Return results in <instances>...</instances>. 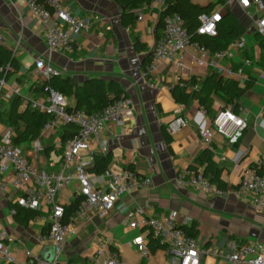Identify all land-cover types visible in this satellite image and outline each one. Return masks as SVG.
I'll return each mask as SVG.
<instances>
[{"label":"crops","instance_id":"0c3cea01","mask_svg":"<svg viewBox=\"0 0 264 264\" xmlns=\"http://www.w3.org/2000/svg\"><path fill=\"white\" fill-rule=\"evenodd\" d=\"M193 2L202 7L214 2L212 11L220 9L223 15L230 8L246 27L243 34L246 46L232 59L222 63L239 67L243 66L244 59L251 60V64L244 67V76L232 78L240 86L252 81L241 98L249 125L233 141L215 132L210 146L203 144L201 132L211 125L212 117L202 111L198 101L178 102L172 90L178 85L177 76L186 80L196 77L201 81L210 69L198 67L194 55L188 52L185 53L188 65L185 70L179 69L175 63L159 61L155 72L148 78L145 75L144 63L149 57L152 59L159 36V7L150 3L138 6L134 23L126 26L122 19L125 7L122 8L115 0H64L74 15L91 18L93 26L89 31L74 36L73 52L59 53L49 50L46 26L31 13L24 0H0L1 44L13 51L20 64L19 72L5 79L7 96L2 98V109L8 107L9 100L15 95H22L25 100L43 95L33 87L35 83L41 85L44 80L36 69L38 57L50 61L73 88L92 78L117 79L132 99L135 114L126 120L123 127L109 124L105 129L103 138L108 143L107 153L111 154L109 166L116 171L131 168L153 181L149 187H138L123 195L107 216L80 220L76 233L67 237L60 264H102L94 259L101 244L122 264H170L160 243L156 242V248H151L149 231L133 228L127 220V213L137 206L145 207L148 215L178 211L180 224L191 227L194 237L204 246L212 244L230 251L233 241L264 243V207L255 206L250 195L238 197L235 194L245 168L264 166V49L254 27L258 13L253 7L249 10L250 16L245 14L237 1L231 5H226L227 0ZM66 99L72 108L77 106L73 94ZM225 105L220 95L215 96V110ZM179 114L188 119V124L179 132L170 134L168 122ZM3 127L7 126L0 122V128ZM61 135L62 127L48 133L43 127L39 138L43 148L38 157L40 169L51 172L60 168L62 149L58 145L60 141L64 142ZM34 141L20 145L28 157L34 151ZM90 147L94 154L100 153L95 142ZM207 148L211 149L214 161L222 169V178L227 182L226 195L216 190L183 188L176 183V178L184 172H188L187 175L195 172L189 169L191 165H197V169L203 171L204 165L196 160ZM3 177L0 174V180ZM99 186L104 187L105 184ZM79 192L80 183L73 179L60 191L58 198L67 205ZM18 194L11 189L5 196L0 195L2 227L13 241L14 264L27 262L25 249L31 250L33 255L52 259L55 253L53 242L40 244L37 241L38 235L48 228L40 218L41 212L35 211L36 216L27 224L15 219L14 205L17 203L14 200ZM140 234L148 239L151 251L148 258H143L132 243ZM202 264L229 263L207 255L202 258Z\"/></svg>","mask_w":264,"mask_h":264},{"label":"built area","instance_id":"2783aa9c","mask_svg":"<svg viewBox=\"0 0 264 264\" xmlns=\"http://www.w3.org/2000/svg\"><path fill=\"white\" fill-rule=\"evenodd\" d=\"M31 13L37 20L46 26V43L51 52L68 53L75 50L74 36L89 31L93 20L88 17H79L65 5L64 0H24ZM235 1L239 3L245 14L256 8V32L264 36V0H227L226 5ZM165 0H152L150 5L164 8ZM250 16V15H249ZM139 19L142 18L139 13ZM223 18L220 9L199 16L200 26L198 34L216 35L217 24ZM3 38L0 36V43ZM247 44L245 36L232 41L227 49L212 52L206 45L196 40L185 28L183 18L179 13H169L164 17V28L157 37L156 45L152 52V59L148 64L145 75H152L157 69V62L167 61L175 63L182 71L185 70L187 60L185 53L190 52L196 65L208 68L227 78L244 76V67L251 64L250 59H244L243 66L234 67L223 64L222 61L232 59L235 53L242 50ZM36 69L45 80L59 76V70L42 57L36 59ZM1 71L4 68L0 69ZM184 78L177 76L178 84H184ZM5 78L0 77V97H6ZM195 85L193 89L197 88ZM28 104L32 109L49 115V120L44 125V132L62 127L67 123H74L79 127V132L64 142H59L62 149L61 166L56 171H46L39 168V152L43 149L39 139L33 142L34 151L30 157L23 148L13 142L15 131L9 127L0 128V195L5 196L9 190L18 194L14 200L17 205L36 212H41L40 218L48 228L37 237L40 244L52 241L55 247L54 257L46 259L33 255L31 250L25 249L27 262L22 264H60L67 237L76 233L77 224L82 219L107 216L116 206V202L126 194H130L138 187H149L152 178L124 168L120 171L110 166L99 176L91 174L89 167L94 162V153L90 145L95 142L100 153L108 152V143L103 138V133L109 124L123 127L128 118L135 114L131 98L123 96L103 107L96 113H86L68 107V100L51 84L44 87L43 95L30 99ZM202 108V107H201ZM204 113H207L202 108ZM264 123V121H262ZM188 124V119L182 114L177 115L168 122L167 130L170 134L179 132ZM248 115L241 107L239 112L232 108L219 109L209 127L201 132V140L205 146H210L215 132L224 135L233 141L248 127ZM184 172L176 178V183L183 188H201L216 190L227 194L225 189H219L204 176L202 170L187 175ZM73 179L80 183L81 196L76 210L67 214L66 205L59 200L60 191ZM105 184L104 187L99 185ZM238 197L250 195L257 207H264V173L247 167L244 169L241 180L235 189ZM131 227L147 229L149 234L165 245V251L170 264H202L204 256L228 261L229 264H264V243L250 241L239 243L233 241L231 250L224 247L208 245L196 237L188 234L180 224L179 213L171 210L166 214L148 215L145 207L137 206L126 215ZM188 222V220H187ZM12 239L2 227L0 212V264H14L16 259L12 252ZM132 243L141 252L143 258L151 254L148 239L144 234L135 237ZM94 259L102 264H122L116 255L107 252L101 244L95 253Z\"/></svg>","mask_w":264,"mask_h":264},{"label":"trees","instance_id":"16d2710c","mask_svg":"<svg viewBox=\"0 0 264 264\" xmlns=\"http://www.w3.org/2000/svg\"><path fill=\"white\" fill-rule=\"evenodd\" d=\"M119 5L125 7L123 13V22L129 26L135 21V9L145 3H150L152 0H115ZM215 3H209L207 7H202L193 2V0H165L164 8L160 12L158 20L157 35H161L164 28V17L169 13H179L183 18V23L188 32L196 40L206 45L212 52L223 51L227 49L229 44L243 36L246 27L239 19V17L229 8L226 14L223 15L221 21L217 24V34L205 35L198 34L200 26L199 16L203 13H211ZM261 47L264 49V36L259 32L256 33ZM138 46L139 43L137 42ZM152 57V54H151ZM151 58L147 59L144 63L146 70ZM0 77L7 79L10 75L19 72L20 64L13 54V51L7 49L0 43ZM183 85H175L173 87V94L176 100L180 103L187 104L191 100L198 101L203 109L212 117L216 116L219 109L215 110L213 103L215 96L220 95L225 101L226 105L222 108H229L235 105V111L239 112L242 107L241 98L244 96L247 89L251 86L252 81H248L245 86H240L237 80L227 78L219 75L210 70V73L201 81L192 77L191 80L184 79ZM51 84L63 95H74L77 100L76 110L86 113H96L103 107L114 102L116 99L127 96L126 91L117 79L111 78H92L88 79L82 86L73 88L67 79L62 78L60 75L55 76L50 80H43L41 85L34 84V88L38 93H43L44 87ZM195 85L198 87L193 89ZM3 97H0V121L9 128L15 131L13 142L21 145L25 142L37 140L42 135L44 125L49 120V115L32 109L22 95H15L9 100L8 107L2 109ZM69 108H72L68 104ZM79 132V127L74 123H67L62 126V139L65 141ZM204 165L203 174L209 179L212 184H215L219 189H226L227 182L222 178V169L218 167L213 159L211 149L207 148L196 160ZM111 162L110 153H97L94 154V162L89 167L91 174L100 175L109 166ZM197 165H191L190 170H198ZM254 169L258 173H264V166L255 165ZM81 196L76 195L75 198L66 205L67 214L73 213L80 201ZM15 208V219L21 224H27L32 218L36 216V212L25 209L17 204ZM183 228L192 236V228L185 225ZM151 238L150 246L152 249L156 248V242L160 243L149 234ZM155 243V244H154ZM160 247H165L159 244Z\"/></svg>","mask_w":264,"mask_h":264},{"label":"water","instance_id":"95a60500","mask_svg":"<svg viewBox=\"0 0 264 264\" xmlns=\"http://www.w3.org/2000/svg\"><path fill=\"white\" fill-rule=\"evenodd\" d=\"M122 8H124V7H122ZM232 110H235V105L232 107Z\"/></svg>","mask_w":264,"mask_h":264},{"label":"rangeland","instance_id":"374dc122","mask_svg":"<svg viewBox=\"0 0 264 264\" xmlns=\"http://www.w3.org/2000/svg\"><path fill=\"white\" fill-rule=\"evenodd\" d=\"M1 122V121H0ZM3 123V122H2Z\"/></svg>","mask_w":264,"mask_h":264}]
</instances>
